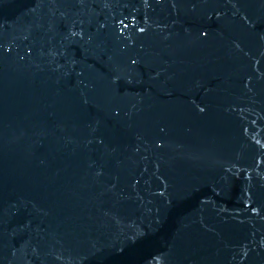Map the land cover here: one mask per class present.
<instances>
[{
    "label": "water",
    "instance_id": "water-1",
    "mask_svg": "<svg viewBox=\"0 0 264 264\" xmlns=\"http://www.w3.org/2000/svg\"><path fill=\"white\" fill-rule=\"evenodd\" d=\"M0 264H264V0H0Z\"/></svg>",
    "mask_w": 264,
    "mask_h": 264
}]
</instances>
